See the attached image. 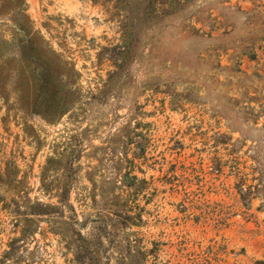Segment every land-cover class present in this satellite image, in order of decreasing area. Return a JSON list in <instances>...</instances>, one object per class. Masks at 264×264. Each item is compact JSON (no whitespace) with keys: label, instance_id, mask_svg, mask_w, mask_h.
<instances>
[{"label":"rangeland","instance_id":"1","mask_svg":"<svg viewBox=\"0 0 264 264\" xmlns=\"http://www.w3.org/2000/svg\"><path fill=\"white\" fill-rule=\"evenodd\" d=\"M0 264H264V0H0Z\"/></svg>","mask_w":264,"mask_h":264},{"label":"trees","instance_id":"2","mask_svg":"<svg viewBox=\"0 0 264 264\" xmlns=\"http://www.w3.org/2000/svg\"><path fill=\"white\" fill-rule=\"evenodd\" d=\"M172 1H173V0H172ZM178 1H180V0H176V3H177Z\"/></svg>","mask_w":264,"mask_h":264}]
</instances>
